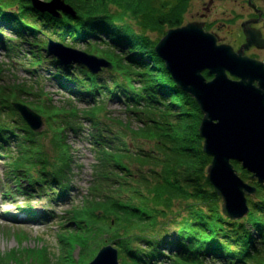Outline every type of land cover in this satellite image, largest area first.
Here are the masks:
<instances>
[{
    "label": "trees",
    "instance_id": "1",
    "mask_svg": "<svg viewBox=\"0 0 264 264\" xmlns=\"http://www.w3.org/2000/svg\"><path fill=\"white\" fill-rule=\"evenodd\" d=\"M65 2L75 15L41 13L32 0H0V29L12 35L0 42L8 57L20 53V44L29 41L37 49L29 52L33 66L48 63L62 88L93 102L82 110L75 105L66 109L26 102L19 93L0 88V97L7 98L0 100V150L16 139L14 170L24 173L30 185L58 186L64 193L70 185L62 181H69L73 169L71 153L67 164L61 155L54 163L49 161L39 140L42 134L29 128L14 103L36 105L34 110L49 127L60 128L83 117L92 124L89 142L95 163L86 205L71 211L69 223L85 229L100 248L106 244L101 238L108 237L128 264L158 262L165 250L172 253L171 264H204L208 258L219 264H264V185L232 161L256 194L248 197L245 219L234 221L223 214L222 199L207 178L212 158L204 152L200 135L201 109L178 88L155 50L169 29L184 25L189 0ZM155 33L159 37L152 39L150 34ZM40 35L84 46L113 68L92 75L80 65L63 66L48 55L47 40L34 41ZM204 76L213 78L207 71ZM115 101L125 106L128 118L110 121L104 103ZM5 118L14 125L2 122ZM38 164L42 168L34 175L30 170ZM84 240L79 233L61 238L70 253Z\"/></svg>",
    "mask_w": 264,
    "mask_h": 264
},
{
    "label": "rangeland",
    "instance_id": "2",
    "mask_svg": "<svg viewBox=\"0 0 264 264\" xmlns=\"http://www.w3.org/2000/svg\"><path fill=\"white\" fill-rule=\"evenodd\" d=\"M249 1L264 13V0H189L184 11L183 23L186 25L194 21L204 22L206 30L208 27L207 31L218 38V43L230 44L238 50L245 40L242 23L254 13ZM259 28L264 33V20ZM0 33L4 36V41L12 36L4 29H0ZM150 36L152 39L159 37L156 33ZM44 40L47 39L40 35L39 39L34 41ZM28 43L29 41H26L25 45L20 44L21 52L11 53V57H8L9 53L0 46L1 91L8 94L19 93L26 102L36 104L45 102L48 105L66 109L75 105L77 109L82 110L93 105L87 96L82 100L81 97L62 88L58 84L59 81L53 77L54 70L48 66V63L39 69L36 68L37 64L33 63L35 64L33 66L29 61L32 56L28 52L37 49H33ZM71 47L80 50L85 48L84 46ZM246 53L264 62V49L250 48ZM35 69L37 71L34 73ZM104 70L99 74H102ZM103 75H107L106 72ZM1 99L4 102L7 100L4 96L0 97ZM22 104L33 110L37 109L36 105L30 106L23 102ZM104 104L107 106L110 121L111 118L114 119L113 121L128 118L127 110L120 102ZM62 119L67 120L65 117ZM104 121L109 120L104 119ZM2 122L14 125L9 118L2 119ZM75 127L82 131L73 130ZM91 128L90 121L78 117L72 118L71 123L60 128L45 124L40 133L42 137L39 140L45 147L46 156L51 163L57 161L58 156L61 155L64 157V163L67 164L68 155L71 153L73 156V169L68 174L71 187L64 193L58 186L51 188L30 185L24 173L19 174L14 170L12 165L17 159L19 150L16 139L10 141L11 145L6 148L7 150H0V264H88L96 255L100 247L95 238L85 233V229H76L75 224L68 223L73 217L71 211L86 205L85 200L92 183V166L95 163V157L89 142ZM63 131L66 137L63 136ZM17 134L23 133L17 132ZM39 165L30 170L34 175L42 168ZM63 168L66 169L65 166ZM31 180L34 179L31 178ZM62 182L70 185L66 178ZM71 233H79L85 239L83 243H75L78 247L73 253H70L69 247L60 241L62 235L69 236ZM104 240L105 245H108L110 239L103 237L100 241ZM70 242L72 244V240ZM71 246L73 248V244ZM163 252L165 255L152 264H171L170 258L173 257L171 251ZM123 260L120 257L119 263L128 264L126 260L125 262ZM203 262L217 264L211 260Z\"/></svg>",
    "mask_w": 264,
    "mask_h": 264
},
{
    "label": "water",
    "instance_id": "3",
    "mask_svg": "<svg viewBox=\"0 0 264 264\" xmlns=\"http://www.w3.org/2000/svg\"><path fill=\"white\" fill-rule=\"evenodd\" d=\"M32 3L41 13L55 17L76 14L65 0ZM250 6L256 9L252 2ZM257 23L259 18L242 23L245 42L238 50L219 44L213 33L205 31V23L198 21L170 29L155 47L178 88L201 109L200 135L204 152L212 158L207 178L222 199L223 214L232 220L249 214L248 197L256 194V188L240 177L232 161L241 163L252 180L264 185V62L246 54L252 47L264 49L261 29L252 26ZM48 52L65 65L79 63L93 74L112 68L106 59L52 40ZM205 71L213 76L211 80L206 79ZM14 107L33 130L42 131L40 115L19 103ZM89 264H120L118 251L105 246Z\"/></svg>",
    "mask_w": 264,
    "mask_h": 264
},
{
    "label": "flooded vegetation",
    "instance_id": "4",
    "mask_svg": "<svg viewBox=\"0 0 264 264\" xmlns=\"http://www.w3.org/2000/svg\"><path fill=\"white\" fill-rule=\"evenodd\" d=\"M252 10L254 11V13L250 17H248V19H246L245 21L252 19V18H260L259 23L252 25L253 27L260 29L259 26L261 25V22L264 20V13L260 9H258V11H259L258 13H256V9L252 8ZM262 33H263V31H262ZM263 38H264V33H263ZM244 42H245V40H244ZM251 49H256V48L252 47Z\"/></svg>",
    "mask_w": 264,
    "mask_h": 264
},
{
    "label": "bare ground",
    "instance_id": "5",
    "mask_svg": "<svg viewBox=\"0 0 264 264\" xmlns=\"http://www.w3.org/2000/svg\"><path fill=\"white\" fill-rule=\"evenodd\" d=\"M17 204V203H16ZM38 222L40 223V221L38 220Z\"/></svg>",
    "mask_w": 264,
    "mask_h": 264
}]
</instances>
